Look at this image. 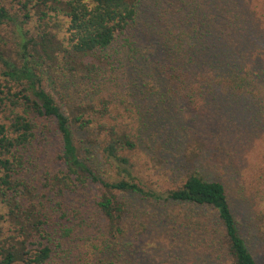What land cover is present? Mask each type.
<instances>
[{"label":"trees","instance_id":"1","mask_svg":"<svg viewBox=\"0 0 264 264\" xmlns=\"http://www.w3.org/2000/svg\"><path fill=\"white\" fill-rule=\"evenodd\" d=\"M218 130L264 135V0L0 2V264H261ZM193 134L175 188L135 173Z\"/></svg>","mask_w":264,"mask_h":264},{"label":"rangeland","instance_id":"2","mask_svg":"<svg viewBox=\"0 0 264 264\" xmlns=\"http://www.w3.org/2000/svg\"><path fill=\"white\" fill-rule=\"evenodd\" d=\"M0 2L4 3L5 0H0ZM63 21L66 22L65 20ZM62 24L64 23L62 22ZM65 29L66 28L61 29L62 31L59 35L60 40H65L67 38ZM236 121L238 122V120ZM223 122L225 121H222V123ZM235 129L237 130V127ZM223 133H225V131ZM239 135L240 131H238L237 134H234L235 137L227 136V134L221 137V130H218L217 133L211 138L212 141L219 143L223 149V152H221L222 154L219 156V158H223L232 164V166L229 168L226 167V164H224V167L222 165L221 167L218 166V170L213 172L212 178H219L223 171H234L235 173L240 174L245 186H248L250 190L248 191V194L256 195V198H254L253 201L248 198L250 205H244L243 200L240 199V201L235 202L238 218H240V222H244L251 214L247 208H252L254 214L253 216H258L259 218H257V221L261 220L264 227L263 189L259 188V191L261 192L256 191L257 185L254 182L259 170L264 166V135L259 133L248 135L247 137L245 136L242 139L239 137ZM200 139H203V136L200 134H196L195 136L194 134L188 135L186 138H184L180 155L175 158V154H171V156L168 157V166L165 164L161 155H155L151 158H148L142 151L137 150L132 155L133 162L136 165L135 173L139 174V172H141V175L143 174L145 182L149 188L163 192L170 188H175L176 183L185 177L187 169L195 165L192 163L195 159L194 157L199 153L198 140ZM246 140L248 141L245 143ZM233 161L237 162L236 165L233 163ZM179 166L180 169H178ZM176 169L178 170L174 172ZM106 177L115 179L118 178V175L115 171L109 168ZM231 186L236 190H240V184L238 185L236 179H234ZM234 195L237 197V192ZM254 240L257 241L258 239ZM252 250L257 260H259L261 264H264V254H260V252L264 251V246L261 245L256 250Z\"/></svg>","mask_w":264,"mask_h":264}]
</instances>
